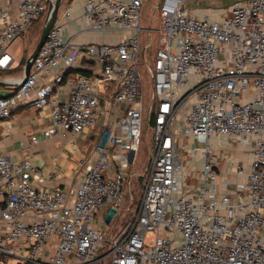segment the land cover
<instances>
[{
    "label": "built area",
    "instance_id": "2783aa9c",
    "mask_svg": "<svg viewBox=\"0 0 264 264\" xmlns=\"http://www.w3.org/2000/svg\"><path fill=\"white\" fill-rule=\"evenodd\" d=\"M50 1L0 5V74L15 67L9 45L44 20ZM82 1L79 15L70 6L58 13L28 75L6 78L16 85L0 94V118L22 104L48 106L42 134L61 130L71 145L96 126L97 114L108 109L114 118L97 129L91 161L74 169L72 187L39 186L33 178L43 172L30 159L0 154V257L21 264H264V0L237 1L221 19L194 16L185 0L157 1L150 150L137 172L130 168L141 141L142 0ZM69 19L111 40L75 42L64 34ZM77 55L92 61L90 72L73 68ZM61 84L69 86L63 98ZM231 148L249 150L251 159H228L221 171L218 161ZM140 178L141 194L123 223L124 196Z\"/></svg>",
    "mask_w": 264,
    "mask_h": 264
},
{
    "label": "crops",
    "instance_id": "0c3cea01",
    "mask_svg": "<svg viewBox=\"0 0 264 264\" xmlns=\"http://www.w3.org/2000/svg\"><path fill=\"white\" fill-rule=\"evenodd\" d=\"M8 1L9 0H0V5ZM68 6H70L72 16L75 17L81 13L83 1L62 0L59 14ZM191 11L196 17L207 15L213 19H217L213 16L212 11L207 8H195ZM228 13L229 12H224L222 17ZM64 23L65 36H71L75 42L85 43L87 41L98 42L101 40H111V37H107L108 34H102L97 31L81 30L80 25L74 19L65 20ZM113 39L115 40L114 37ZM20 62L21 61L15 58V67L8 70V73L0 74V76L13 80L19 79L23 74L24 65V62ZM91 66H93L92 61L81 57V55L76 56L73 64V68L82 73L90 72ZM8 88L9 87L6 86H0V94L1 92L5 94ZM68 89L69 86L61 84L56 91L57 96L63 98ZM113 118L114 116L108 113V109L99 115L97 114L96 126L89 127L84 131L83 135L75 137V144L71 145V135L63 133L61 130L53 136H44L42 134V130L49 125L51 121L48 106L38 108L33 105L22 104L8 117L0 118V154L8 156L13 161H20L25 158L30 159L43 172V177L41 179L37 177L33 178V182L39 186L72 187L75 180L74 169L78 165H81L82 168L86 167L90 163L93 153L92 149L89 155H84L78 146V141H83L88 137L91 139L94 138L97 129H101L103 125L108 124ZM33 135L39 137L37 142L33 143L30 141ZM222 150L223 148L220 149L221 152ZM234 150L237 152L240 151L238 148L226 150L225 157L223 158L226 159V163H224V168H219L221 171L227 169L228 159L239 162L238 155L237 157L234 156ZM247 151L248 152L245 153L247 161L244 162V165L251 159V153L249 150ZM227 153L231 156H227Z\"/></svg>",
    "mask_w": 264,
    "mask_h": 264
},
{
    "label": "rangeland",
    "instance_id": "374dc122",
    "mask_svg": "<svg viewBox=\"0 0 264 264\" xmlns=\"http://www.w3.org/2000/svg\"><path fill=\"white\" fill-rule=\"evenodd\" d=\"M158 0H142V4L139 12V20L141 30L139 31V56H138V68L141 73V83H142V97H143V110H142V121H141V141L140 146L136 154V162L130 168L135 172L142 169L145 162L147 161V157L149 156L150 150V140H151V130L147 124V107L151 103V83H150V75L148 70V65H151V59L153 55V51L155 46L157 45V39L159 33L157 29L160 25L158 9L155 6ZM241 0H185V8L190 11L197 8H207L212 11L213 16L217 19H221L224 12H229L231 6ZM43 20V18H42ZM43 21H37L31 25V27L22 35L16 37L12 43L9 45V51L15 56L16 60L21 61L20 63L25 62L26 55L32 51L37 39L39 37L40 29ZM150 29V30H148ZM145 46H147V50H144ZM142 52L146 55L147 60H144V56ZM6 71L5 73H8ZM1 94H3L1 92ZM217 140L221 142L223 138L217 137ZM216 142L218 143L219 141ZM97 142V138H90L79 140L78 146L84 155H89L94 148ZM184 142L187 143V138L184 139ZM232 144L235 145V140L232 141ZM234 156L239 157L238 161L244 163L247 161L246 154L247 150H234ZM184 153V152H183ZM230 153V152H229ZM227 153V156H231ZM226 163V159H220L218 161L219 168L224 166ZM224 168V167H223ZM232 184L228 185V188H232ZM142 191L141 180L133 181L131 186V197L128 195L124 196V200L122 203V212L118 216L119 220L122 222H126L131 219L133 215V209L139 199V196ZM6 246H10L7 244ZM0 264H21L14 257L4 255L0 257ZM103 264H108V260L105 259Z\"/></svg>",
    "mask_w": 264,
    "mask_h": 264
},
{
    "label": "water",
    "instance_id": "95a60500",
    "mask_svg": "<svg viewBox=\"0 0 264 264\" xmlns=\"http://www.w3.org/2000/svg\"><path fill=\"white\" fill-rule=\"evenodd\" d=\"M61 2H62V0H51L49 2L47 11L45 13L44 20L42 22V26L40 29V33H39V37L37 39V42L35 43L32 51L29 52L25 57V62L23 65V74L21 76L22 78H25L28 75L32 59L36 56L40 46L42 45V43L44 42V40L47 36L49 29L51 28V26L53 25L54 21L56 20V18L58 16ZM11 85H16V82L10 81L4 77H0V86L1 87H4V86L8 87Z\"/></svg>",
    "mask_w": 264,
    "mask_h": 264
},
{
    "label": "trees",
    "instance_id": "16d2710c",
    "mask_svg": "<svg viewBox=\"0 0 264 264\" xmlns=\"http://www.w3.org/2000/svg\"><path fill=\"white\" fill-rule=\"evenodd\" d=\"M35 22H37V21H35ZM35 22H34V23H35ZM139 180H141V178H140ZM139 180H138V181H139ZM138 181H137V182H138Z\"/></svg>",
    "mask_w": 264,
    "mask_h": 264
}]
</instances>
